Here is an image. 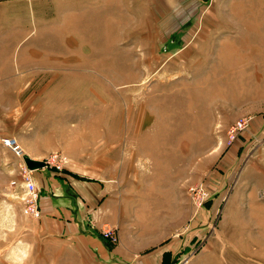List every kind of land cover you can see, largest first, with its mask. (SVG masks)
Segmentation results:
<instances>
[{"label": "rangeland", "instance_id": "rangeland-1", "mask_svg": "<svg viewBox=\"0 0 264 264\" xmlns=\"http://www.w3.org/2000/svg\"><path fill=\"white\" fill-rule=\"evenodd\" d=\"M56 2L43 20L0 14V264L143 260L96 258L89 238L26 216L5 137L107 184L89 218L104 245L167 247L162 264H264V0Z\"/></svg>", "mask_w": 264, "mask_h": 264}, {"label": "crops", "instance_id": "crops-1", "mask_svg": "<svg viewBox=\"0 0 264 264\" xmlns=\"http://www.w3.org/2000/svg\"><path fill=\"white\" fill-rule=\"evenodd\" d=\"M56 1L0 0V14L11 13L7 7L14 5L25 9L27 11L26 13L30 16L29 20H43L42 15H45V7L53 5L52 3L56 4ZM113 172L115 173L116 171L111 169V177ZM11 173L15 176L17 175L15 178H19L17 167H14ZM35 177L39 181L38 185L41 190L42 214L39 218L43 222V231L47 234H61L68 240L77 236L84 240L89 238L90 241L88 243L93 249L95 257H100L104 260H108L110 256L115 257V259L122 256L124 260L131 261L133 257L130 255H133L135 252L142 255L143 260L141 264H149L148 261H155V264H162L169 260L167 257L171 253L169 248L160 247L159 245L157 250L154 249L151 251L148 242L145 245H141L142 249L136 246V250L131 247L129 250L124 248L118 251L119 249L104 245L102 237L98 234L100 233L98 231L99 229L96 230V227L93 229V225L89 223V218L93 215L96 217L99 209L106 204V193L108 189L107 184L103 183L102 179L81 175L68 168L64 170H47V168H43L39 173L35 174ZM113 186L114 184L111 178L109 181L110 190ZM111 203L112 201L110 202V207L112 206ZM112 209H114V212H117L118 206L115 205ZM206 245H203L200 252L205 250L204 253L207 256L212 252L211 255L213 258L218 257L215 259L222 258L224 260L225 254L229 251L226 250V247L214 249L208 248ZM143 246L145 249H143ZM221 262V264H225V262Z\"/></svg>", "mask_w": 264, "mask_h": 264}, {"label": "built area", "instance_id": "built-area-1", "mask_svg": "<svg viewBox=\"0 0 264 264\" xmlns=\"http://www.w3.org/2000/svg\"><path fill=\"white\" fill-rule=\"evenodd\" d=\"M245 120L239 119L235 121L230 129V133L232 134V138L236 136V134L245 127ZM3 144L11 148L14 154L19 157L18 162V179L15 178L11 181V185L18 186L21 189L20 199L22 201V212L29 217L37 218L42 214L41 210V190L35 180L34 170L30 169L25 162V153L23 149L17 142V139L14 137H5L2 139ZM47 166L62 170L65 165L68 163V158L66 156L61 155L60 153H53L45 160ZM104 231V238L109 239L112 236L113 230L107 225Z\"/></svg>", "mask_w": 264, "mask_h": 264}, {"label": "water", "instance_id": "water-1", "mask_svg": "<svg viewBox=\"0 0 264 264\" xmlns=\"http://www.w3.org/2000/svg\"><path fill=\"white\" fill-rule=\"evenodd\" d=\"M25 162L32 170H37L46 166V162L44 160L34 159L30 156H25Z\"/></svg>", "mask_w": 264, "mask_h": 264}]
</instances>
